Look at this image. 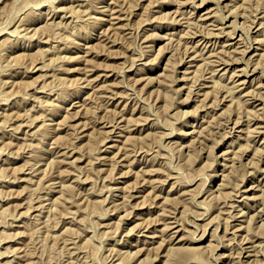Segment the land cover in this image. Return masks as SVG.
Returning a JSON list of instances; mask_svg holds the SVG:
<instances>
[{
    "label": "rangeland",
    "instance_id": "rangeland-1",
    "mask_svg": "<svg viewBox=\"0 0 264 264\" xmlns=\"http://www.w3.org/2000/svg\"><path fill=\"white\" fill-rule=\"evenodd\" d=\"M263 189L264 0H0V264H264Z\"/></svg>",
    "mask_w": 264,
    "mask_h": 264
},
{
    "label": "bare ground",
    "instance_id": "bare-ground-1",
    "mask_svg": "<svg viewBox=\"0 0 264 264\" xmlns=\"http://www.w3.org/2000/svg\"><path fill=\"white\" fill-rule=\"evenodd\" d=\"M215 6H216V5H215ZM99 9H100V10H99ZM99 9H98V10L100 11V14H101L102 16H101V17L99 16L100 18L98 17V18H99L98 21L101 22V20H104V16H105L104 14H106V13H103V12H102L103 10H101V8H99ZM104 10H105V8H104ZM212 10H213V9H212ZM105 11H106V10H105ZM115 11H116V10H115ZM110 12H111V11H110ZM113 12H114V11H113ZM113 12H112V13H113ZM210 12H211V7H207V8L204 9L203 12L201 13L202 17H201L200 15H199V16H200L201 18H203V19H207V18H209V17L212 16V14H211ZM113 14H114V13H113ZM110 15H111V13H110ZM107 16H108V15H107ZM116 17H117L116 15H115V16H111V18L114 19V20H115ZM118 17H119V16H118ZM200 17H199V19H200ZM111 18H110V19H111ZM119 18H120V17H119ZM107 19H108V18H107ZM110 19H109V20H110ZM114 20H113V22L116 21V20H115V21H114ZM117 20H118V18H117ZM113 22H112V23H113ZM109 23H111V22H109ZM120 24H121V23H120ZM112 26H114V25H112ZM118 26H119V25H118ZM118 26H116V27H118ZM110 27H111V26H110ZM119 27H120V26H119ZM112 28H114V27H112ZM118 29H119V28H118ZM83 58H84V57H83ZM87 60H88V59H87ZM89 61H90V59H89ZM87 62H88V61H87ZM84 63H85V62H84ZM85 64H86V63H85ZM89 64L91 65L92 63L90 62ZM84 66H85V65H84ZM87 68H88V67H87ZM92 68H93V67H91V69H92ZM237 68H238V67H237ZM237 68H236V69H237ZM88 69H89V68H88ZM88 69H87V70H88ZM91 69H89V70H91ZM234 69H235V68H234ZM238 69H239V68H238ZM240 69H241V68H240ZM87 70H86V71H87ZM102 75H103V76H106L107 74H106V73H102ZM238 75H239V74H237V76H238ZM168 76H169V75H168ZM237 76H236V77H237ZM238 79H239V78H238ZM234 81H235V80H234ZM237 82H238V81H237ZM238 83L243 84L244 81L240 79V81H239ZM110 85H111V84H110ZM260 85H261V84H260ZM111 86H112V85H111ZM238 86H239V85H238ZM102 87H103V86H102ZM106 87L109 88V84H106ZM104 88H105V87H104ZM235 88H236V87H235ZM96 89H98V88H96ZM100 89H102V88L100 87ZM100 89H99V90H100ZM110 89H111V88H110ZM99 90H98V91H99ZM105 90H107V89H105ZM98 91H97V92H98ZM102 91H104V90L102 89ZM101 93H102V92H101ZM102 94H103V93H102ZM113 136H114V135H112V136L109 138V140H107V141L105 142V145H106V146L111 147V146L113 145V143H114V142H113V140H114V139H113ZM93 138H94L93 136L90 137V140L93 139ZM58 156H59V155H58ZM63 157H64V156H63ZM62 159H63V158H62ZM65 159H66V158H65ZM59 161H60V160H59ZM62 161H64V160H61V162H62ZM65 161H67V160H65ZM66 187H67V186H66ZM251 188H253L252 185H251V187L249 186L248 188H245V189L243 188V191H250ZM67 190H68V189L65 188V190L63 191V193L60 191V192L62 193V195H61L57 200H55V201H56L55 203H56L58 206L63 205V202L66 201L65 194H66ZM263 190H264V189H263ZM242 193H243V192H242ZM163 211H165V210H163ZM167 211H168V210H167ZM165 213H167V212H165ZM162 214H164V212H163ZM162 216H163V215H162ZM162 218H163V217H162ZM165 219H166V218H165ZM147 232H148V231L145 230V231H144V235H145V236H148V237L151 238L152 235H150V234L147 233ZM152 237H153V236H152ZM171 247H172V246H171ZM174 252H175V251H174ZM176 252H177V250H176ZM169 256H170V255H169ZM168 258H169V257H168Z\"/></svg>",
    "mask_w": 264,
    "mask_h": 264
}]
</instances>
